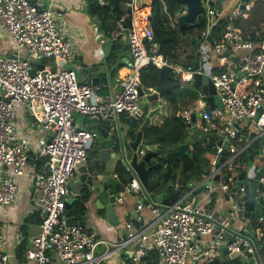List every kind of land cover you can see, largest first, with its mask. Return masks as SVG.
<instances>
[{
	"label": "built area",
	"instance_id": "obj_1",
	"mask_svg": "<svg viewBox=\"0 0 264 264\" xmlns=\"http://www.w3.org/2000/svg\"><path fill=\"white\" fill-rule=\"evenodd\" d=\"M216 1L200 0L203 10L195 19L197 22L202 18L203 23L198 33L199 62L192 66L170 61L158 51L150 1L122 0L120 17L110 36L115 39L125 31L131 54L129 70L117 79V88L100 95L98 84L78 81L75 71L63 65L73 60V53L70 41L58 29L53 8L31 0H0V28L14 44L11 56L0 54V206H10L17 194L16 178L27 176L31 212H37L40 218L37 232L29 237L23 251L33 264H50L51 252L58 264H99L108 257L109 251L95 253L100 240L94 232L67 224L64 207L74 196L70 179L80 165H86L87 151L96 135L94 129L75 124L72 114L138 113L139 70L148 64L166 67L180 86H192L194 73L205 75L211 82L212 95L219 98L220 107H209L205 95L197 88L196 98L182 106L176 116L187 122L188 134L195 126L204 138L213 135L215 151L200 181L180 192L161 213L149 201L150 221L138 228L130 221L123 223L124 239L112 243L116 249L129 246L120 264H151L147 258L151 252L157 264L207 262L218 255L221 246L227 252L235 250L240 256L251 257V264H263L258 248H264V214L255 213L254 217L261 239L258 243L242 232L235 233L231 225L237 219L247 220L243 217V184L236 183L240 171L236 169V158L248 141L264 136V108L258 110L264 104V30L260 39L253 40L228 20L212 34L221 18ZM254 1L246 0L240 8L241 0H232L235 6L231 16L246 17ZM176 15L170 17L174 24ZM46 57H52L54 64H46L43 61ZM58 59L62 60L61 64ZM39 64L41 68L37 67ZM15 104L21 105L43 132L31 154L27 142L16 137ZM224 149L225 153L218 159L217 155ZM261 150L264 151V144ZM242 169L248 184L250 177L257 184H264L257 165ZM139 188L137 178L132 175L124 183L123 192H137ZM221 193L225 196V211L222 214L217 211L214 218ZM254 193L263 196L264 190L255 187ZM214 194L213 206L209 207ZM137 220L140 221V215ZM226 229L235 233L232 241L224 238ZM206 235L209 238L197 245V238ZM3 246L0 230V264L7 259Z\"/></svg>",
	"mask_w": 264,
	"mask_h": 264
},
{
	"label": "crops",
	"instance_id": "obj_2",
	"mask_svg": "<svg viewBox=\"0 0 264 264\" xmlns=\"http://www.w3.org/2000/svg\"><path fill=\"white\" fill-rule=\"evenodd\" d=\"M31 1L38 2L41 4V6H50L51 8H53L55 12V20L58 24V29L64 35V37L70 41V51L73 53L72 64L67 65L66 67L72 68L75 71V74L78 77L79 81L90 83L89 81L90 73H88L89 68L96 67L98 70V73L96 74H103L105 72V67H107L108 77L111 83L109 85L98 83L99 90L97 92L100 95H106L109 93V91L112 88L113 89L117 88L116 85L117 79L129 70L127 65L128 61L130 60V58H127L128 48L125 50L118 49L116 47V44L107 42V39H114L111 38L110 32L106 36L103 33V31H101V29L97 30L96 29L97 27L93 28L92 25L93 23L91 22L92 21L91 16L86 9L85 3L87 0H31ZM245 1L246 0L241 1L238 4V6L240 7V4ZM260 4L264 5V0H260ZM253 5L254 2L252 4L251 9L248 10L246 17H240V16H231V9L233 6H235V3H233L232 0H217L215 2V6L221 18H238L241 23H244V25L248 26V23L251 22L253 23L251 27H254L255 25V27L257 28L258 27L257 25L259 24L257 19L258 17L257 14H254L255 21L250 20V15L252 13ZM95 26H97L96 23ZM259 30H261V27L259 28ZM244 33H249V32H244ZM115 39L117 42H119L122 45L126 44V40L121 35L117 36ZM13 52H14V44L12 38L8 35V33L4 29L0 28V54L10 56L12 55ZM109 55L113 58L112 61L107 60L106 56ZM101 58L102 61H100ZM113 67L116 68L113 69ZM159 99L160 101H158ZM161 104H163L161 98H158L157 101L155 100L147 104L146 106L147 112H149L154 108H157V113L150 118V123L160 122L161 118L159 117L158 108ZM180 109L181 107L178 110ZM82 116H83L81 120L82 123L76 122L73 119L74 123L75 124L77 123V125L79 126L94 129L96 122L90 121L89 119H87L85 115ZM13 123L15 126L16 137L20 140H24L27 142V146L31 154V152H33L37 147L38 139L43 135V132L41 131L40 127L33 121V119L24 111V109L19 104L14 105ZM127 129L128 128H126V130ZM250 131L248 132L250 133ZM261 138L258 139L259 144H261L260 143ZM126 140L128 141L130 139L127 137ZM247 143L249 144L250 141H248ZM144 145H145L144 147L141 145L137 147V156H138L137 159L141 158L142 154L145 153V150L150 151L154 146L147 144ZM242 145L243 144H240V146ZM261 145H260V152L252 161V165L254 164L255 166L257 165V167L259 168L258 172L264 177V173L260 171V166L262 169H264V159L259 158L261 156V153L263 152L261 150L262 148ZM91 150H93L92 147L88 151ZM139 150H141L142 153H140ZM130 154H131V150L127 148V145L125 143L126 157L129 158ZM96 158H97L96 153L90 155L88 161H86V164L89 165L94 160H96ZM116 162L117 161H115V158L109 159L106 162V168H114ZM27 170H30V166L27 168ZM247 180L248 182L252 180L255 181L253 177H250V179L247 178ZM16 183L18 189L15 199L12 201L9 207L0 206V230L4 236L3 252L7 254V259L3 264H18L17 258L15 256V247L22 241L24 242L23 244L26 246L29 237L32 234H35L38 229L37 224H30V223L27 224V222L25 221V218L28 215L34 213L31 212L32 204L30 201V190H31L30 180L27 176H19L18 178H16ZM70 187L73 190L74 195L77 194V197L73 196L72 200L80 196L81 190L85 189L89 193L87 200L84 202V213L77 218H73L74 216L73 214L69 217H72L74 220H79L81 219V217L84 218L83 228L88 231L94 232L95 236L100 240V242L97 244L95 248V253L97 255L109 251L108 257L102 259L100 262L103 264H120L121 262H123L126 255L128 254L129 246L127 245L125 247L116 249L112 247V243L120 242V240L124 239L125 237L124 231L126 229H124L123 223L125 221H129L130 220L129 218L131 216L127 208H131L133 206V204L135 203L136 196L131 194H124L125 196L123 198V204H122L123 206H121L117 202V199H115L113 196H109V201L114 202V208L118 217V223L116 225H112L99 212V210L102 209L104 213V207H102L100 200L101 190L96 189L94 191H90L84 183L79 181L78 170L73 172V175L70 179ZM137 197L143 199V194L141 193L137 194ZM223 198H225L224 193H221L218 196L219 201L215 205V209L217 210L214 211L216 212L218 211L219 214H222V212L225 211V204L223 202ZM263 199H264V195L261 196L260 200ZM259 201L255 203V213L257 212L256 208ZM145 204L146 206L140 209L141 223L150 221V219L152 218L150 207L148 205L147 200L145 201ZM126 213L127 215H125ZM250 225L251 224H249L245 219L242 220L237 219L234 221L231 227L235 229L234 230L235 233L242 232L243 235L244 234L248 235V237L254 240L256 243L260 242L259 240L261 239L259 238V234H258L259 232L257 228L251 227ZM207 238H209L208 235L201 236L200 238L198 237L197 245L200 246L201 242H203ZM262 244H264V238ZM224 259H222L221 261H223ZM205 262L206 261L197 260L192 262L191 264H204ZM21 264H33V263L29 259L25 258V256L23 255V262H21ZM50 264H58L52 252H51Z\"/></svg>",
	"mask_w": 264,
	"mask_h": 264
},
{
	"label": "trees",
	"instance_id": "obj_3",
	"mask_svg": "<svg viewBox=\"0 0 264 264\" xmlns=\"http://www.w3.org/2000/svg\"><path fill=\"white\" fill-rule=\"evenodd\" d=\"M103 1L112 5L114 0ZM151 7V25L154 33V39L159 45L158 51L170 61L180 62L184 65L197 66L199 62L198 47L200 41L198 33L203 27L202 18H199L197 22L195 21L192 26L190 25L186 26L184 29H178L176 25L170 23L169 19L174 14H179L185 10V7L182 4H180L177 0H151ZM254 14H257L258 16L257 19L259 24L257 25V28L255 25L254 27H251L253 25L251 22L248 23V26L244 25V23H241L238 18H219L212 30V34L217 33L222 26L225 25L226 21L231 20L233 24L239 27L242 31L249 32L248 34L251 35L253 40H258L260 39L261 31L264 30V5L260 4V0L254 1L250 20L255 21ZM90 16L97 24L98 30L101 29L106 36L116 27L114 15L108 9L99 7L96 12L94 14H90ZM123 23L126 24L127 22L123 21ZM260 27L261 30H259ZM185 46H188L189 50L182 58L180 56V52L186 48ZM106 58L108 61H112L113 59L110 55L106 56ZM116 67H113V69ZM157 76V67L152 64L143 66L139 70L142 89L144 90V88L147 89L148 87L154 88ZM162 82L163 84L176 83V80L172 77L166 67L163 68ZM188 86L189 85L180 86L177 84L176 87H178V90L175 87L174 90L171 89L161 91L158 98H161L163 104H161L158 109L165 108L166 112L160 113V110H158L159 117L161 118L160 122L150 123L142 132V138L148 140L147 145H154L150 151L155 153V155L149 159L147 163L149 169L146 172V179L149 184H153L155 182L158 183V185L149 194L150 201L154 204L156 201L158 202L159 199L167 196L175 188L179 177L182 180L181 193L186 192L192 186L197 184L200 181L201 174L207 170L210 159L214 155L215 138L213 135H209L199 141L181 145L188 135V130L187 127H185V125H183L182 122H179L175 117L178 110L176 107L184 96L188 97L191 95L194 100L195 94L197 95V92L195 93L194 90ZM158 101H160V99ZM192 101L190 103L182 104L181 106L189 105ZM146 114L147 107L145 106L139 118V122H137L128 131L127 137L130 140L134 138V133L138 127V123L142 122ZM97 135L98 134L96 132V138ZM140 145L143 147L145 146L144 144ZM238 146H240V144H238ZM146 151L149 150H145V152ZM96 152L97 151L94 147L93 150L87 151L86 161H88L90 155H93ZM259 152L260 144L258 139L251 140L250 143L246 145V147H244L238 154L236 158V169L241 170L242 166L252 162ZM115 173L123 183H126L129 175L124 169H122L120 161H117L115 165ZM248 185L252 194H255V187H258L260 190H264V184H257L254 180L250 181ZM88 196L89 193L87 190H81L80 196L73 199L69 209L65 211L66 217L73 214V218H77L83 214L84 202L87 200ZM214 196L215 194L213 195L209 207L213 206ZM256 210V214H264V199L258 202ZM99 212L103 215L102 209L99 210ZM25 221L27 224H37L39 223L40 218L39 215L34 212L28 215L25 218ZM139 225H141L140 221ZM250 226L254 228L256 227L255 219L251 222ZM23 243L24 242L22 241L15 247V256L18 264L23 262V251L25 248ZM258 253L264 264V249H262V247L258 248ZM147 258L151 264H156V256L154 253L149 254ZM99 264L103 263L99 262ZM220 264L243 263L236 258L225 257Z\"/></svg>",
	"mask_w": 264,
	"mask_h": 264
},
{
	"label": "water",
	"instance_id": "obj_4",
	"mask_svg": "<svg viewBox=\"0 0 264 264\" xmlns=\"http://www.w3.org/2000/svg\"><path fill=\"white\" fill-rule=\"evenodd\" d=\"M120 1L114 0L112 5H109L100 0H87L86 9L89 14H94L99 7L108 9L113 13L115 20H118L120 17ZM180 4L185 7L184 12H181L175 17V25L178 29H184L186 26H192L196 17L202 12L203 6L200 0H177ZM243 1V0H241ZM240 7H243V3L240 4ZM208 41L211 42L210 36L207 37ZM107 42L116 44V47L121 50L127 49V43L125 45L120 44L116 39H107ZM11 56V55H10ZM131 54L128 50L127 58H130ZM59 64L62 63L61 59H58ZM33 65V64H32ZM38 68L42 67V64L37 65ZM90 73L89 81L91 84L103 83L109 85L111 81L108 77V69L105 67V72L103 74H96L98 70L96 67H91L88 69ZM162 73L163 68L158 69V76L156 79V84L153 90L150 93L143 92V89H139V112L133 114L128 113H106L103 116L100 114H85L87 119L95 121L96 125L94 130L97 132V138L94 140L92 147L96 149L97 158L89 165H80L77 170L79 172V181L84 183L90 191L96 189L101 190L100 200L101 205L104 207L103 216L110 222L112 225L118 223V217L114 208V202L109 201V196H113L117 199V202L123 206L124 194H131L136 196L135 203L131 208H127L130 213V222L135 228L139 227V221L137 218L140 215V209L146 206L145 201H150L149 194L152 190L158 185L157 182L149 184L146 179V172L149 169L147 163L149 159L155 155L151 151H146L142 154L140 159H137V147L140 144H148V140L142 138V132L150 124V118L153 114L157 112V108H154L147 112L142 122L139 124L134 133V138L131 140H126L129 129H131L139 119L140 113L147 104L155 99H158V95L163 90H171L176 87V83L173 84H163L162 82ZM192 86L201 90L205 95L206 104L209 107L221 106V102L217 96H213L214 88L211 82L207 79L205 75L194 73L192 75ZM264 108V104L258 109ZM256 117V116H254ZM195 118V113L191 114V123L193 124ZM126 128H128L126 130ZM204 138V134L201 130L197 129L195 126H192L191 131L181 145H186L191 142L199 141ZM220 141L217 143L219 144ZM125 143L127 148L131 150L130 157L127 158L125 155ZM260 143L264 144V136H262ZM225 153V149L217 155V158L220 159L221 155ZM115 158V161H120L122 169H124L129 178L134 175L140 185L139 191L134 192L130 191L129 193L123 192L124 183L118 178L115 173L114 168H106V162ZM259 158L264 159V151L261 153ZM97 161V162H96ZM117 163V162H116ZM116 165V164H115ZM259 177V174L256 175ZM237 185L243 184L244 192V206H243V217L247 218V222L250 223L255 217V203L260 200L261 195L254 196L249 188L248 183L245 181V170L242 169L237 173ZM182 180L179 177L175 188L164 198L158 200L157 203H152L158 207L159 213H161L164 208L170 205L178 197L181 191ZM143 194V199L137 197V194ZM77 197V194L74 195ZM72 199L65 204V211L69 209ZM151 202V201H150ZM101 207V206H100ZM127 215V213L125 214ZM217 216V212H213V217ZM84 218L81 217L79 220H74L72 217L67 218V224H77L83 227ZM232 220L229 221L231 223ZM126 233V230L124 231ZM232 234V235H231ZM224 238H227L229 241L234 239L235 233L231 232L229 229L224 230ZM196 236L195 238H197ZM195 238L193 240H195ZM264 249V248H263ZM220 253L218 256L213 257L211 260L205 262L204 264H220L221 260L226 256L229 258H236L243 264H251L252 258H245L238 255V252L235 250L226 251L225 246L220 247Z\"/></svg>",
	"mask_w": 264,
	"mask_h": 264
},
{
	"label": "rangeland",
	"instance_id": "obj_5",
	"mask_svg": "<svg viewBox=\"0 0 264 264\" xmlns=\"http://www.w3.org/2000/svg\"><path fill=\"white\" fill-rule=\"evenodd\" d=\"M91 22L93 23L92 25H93V28H96V26H95V22H94V20L91 18ZM169 21H170V23H172V24H174L173 23V21L171 20V19H169ZM175 25V24H174ZM95 32H97V31H95ZM121 36L125 39V31H122L121 32ZM183 46V45H182ZM186 48L185 49H183L181 52H180V56L183 58L184 57V55H186L188 52V50H189V48H188V46H185ZM187 52V53H186ZM186 53V54H185ZM43 61L46 63V64H54V62H55V60L52 58V57H46V58H43ZM72 61L73 60H67L66 62H64V66H67V65H71L72 64ZM100 61H102V58L100 59ZM177 63H180V62H177ZM76 78H77V80L79 81V79H78V77L76 76ZM188 87H190V88H192L193 90H194V92L196 93L197 92V88L196 87H194V86H188ZM175 88H173V90H174ZM176 89L178 90V87H176ZM144 93H149V92H151V91H147V89H145L144 88ZM195 98H196V94H195ZM155 100H157V99H155ZM193 100V98H192V96L191 95H189L188 97L187 96H184V98H182V100L180 101V103L179 104H177V107H176V109L178 108H180V107H182L181 105L182 104H185V103H190L191 101ZM179 106V107H178ZM160 110V113H162V112H166V110H165V108H160L159 109ZM140 116H141V113H140V115H139V118H140ZM82 114H80V113H77V112H73V114H72V119H74L76 122H80V123H82ZM175 117L178 119V121L179 122H182L183 123V125H185V127H187V122L186 121H183L182 120V118L179 116V115H175ZM90 121H92V120H90ZM138 121H139V119H138ZM77 124V123H76ZM139 124L140 123H138V126H139ZM94 138H96V135L94 136ZM261 145V144H260ZM262 146V145H261ZM252 165V162H250V163H247V164H245L244 165V168H246V169H249V167ZM261 168V166H260V171H262L263 173H264V169H262Z\"/></svg>",
	"mask_w": 264,
	"mask_h": 264
},
{
	"label": "clouds",
	"instance_id": "obj_6",
	"mask_svg": "<svg viewBox=\"0 0 264 264\" xmlns=\"http://www.w3.org/2000/svg\"><path fill=\"white\" fill-rule=\"evenodd\" d=\"M102 2H103V1H102ZM121 2H122V1H120V3H121ZM150 2H151V0H150ZM120 8H121V5H120ZM183 12H184V11H183ZM116 21H117V20H116ZM162 68H165V67H162ZM158 69H159V68H158ZM141 88H142V87H141ZM150 88H151V87H150ZM151 89H153V88H151ZM151 91H152V90H151ZM143 92H144V91H143ZM149 93H150V92H149ZM144 94H145V93H144ZM254 196H255V195H254ZM253 220H254V219H253ZM253 220H252V221H253ZM252 221H251V222H252ZM251 222H250L249 224H251ZM262 249H263V248H262Z\"/></svg>",
	"mask_w": 264,
	"mask_h": 264
},
{
	"label": "flooded vegetation",
	"instance_id": "obj_7",
	"mask_svg": "<svg viewBox=\"0 0 264 264\" xmlns=\"http://www.w3.org/2000/svg\"><path fill=\"white\" fill-rule=\"evenodd\" d=\"M91 147H92V146H91ZM91 147H90V148H91ZM92 148H93V147H92Z\"/></svg>",
	"mask_w": 264,
	"mask_h": 264
}]
</instances>
